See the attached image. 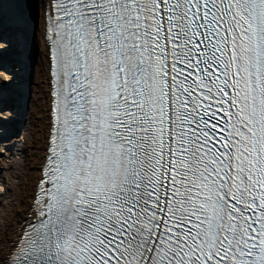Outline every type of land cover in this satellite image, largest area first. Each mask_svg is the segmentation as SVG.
I'll list each match as a JSON object with an SVG mask.
<instances>
[{
	"label": "bare ground",
	"instance_id": "1",
	"mask_svg": "<svg viewBox=\"0 0 264 264\" xmlns=\"http://www.w3.org/2000/svg\"><path fill=\"white\" fill-rule=\"evenodd\" d=\"M1 2L0 8L2 7L4 14L0 22V55L6 52L3 48H7L8 51L18 46L20 50L14 55L16 60L14 58L12 61L20 67V72L21 70L22 73L25 72L19 85L11 90L7 83L12 79L6 72V69L11 67V62L2 61L0 64L2 67H7L0 69V98H11L17 94L14 99L15 106L10 104L11 102H8L9 105L6 103L5 106H8L10 110L14 106L23 118V123L20 122L14 130L20 132L21 127L24 130L21 144L15 145L14 148L21 158L20 164L23 167L21 173L11 171L0 175V180L6 183L11 182L10 188L7 189L8 201L0 208V264H3L15 247L14 244L20 236V227L23 222L28 221L32 213L33 195L48 148L50 87L48 83L49 50L44 41L47 0ZM22 29L26 32L22 33ZM14 52L12 51V54ZM1 101L6 102L5 99ZM10 110H6L8 111L6 115L0 114V122L8 121L10 117L14 118ZM6 128L8 129L9 125L0 124V134L6 135V132H3ZM17 139L5 140L6 146H0V154H3V149L14 145Z\"/></svg>",
	"mask_w": 264,
	"mask_h": 264
},
{
	"label": "rangeland",
	"instance_id": "2",
	"mask_svg": "<svg viewBox=\"0 0 264 264\" xmlns=\"http://www.w3.org/2000/svg\"><path fill=\"white\" fill-rule=\"evenodd\" d=\"M32 6H33V1H32ZM14 50H20V48L18 46H16V47H14ZM13 69L15 71L14 79H13L14 80L13 87H14V85L17 87L19 85V83L22 81L23 76H25V72L22 73V70L20 72L19 66L13 67ZM20 99H21V97H20ZM15 113H16L15 115L13 114L15 116V119L12 121V123H14L13 129H12L14 132V135H12L11 139H13V138H16V139L18 138V139H17V141H15L14 145L9 146L8 149H3V151H4L3 154H0V175L4 174V173L11 172V171H16V172L21 173V171L23 169V167H21V164H20L21 158H20L19 152H16V150L14 149L15 145H17V144L19 145V143L21 144L20 141L23 138L24 130L21 127L22 123H23V118H21V116L17 112V109H15ZM20 122H22V123L20 125V127H21L20 132H18L17 130H14V129H16L19 126ZM10 183H11L10 181H9V183H6V181L0 180V208L3 204H5L8 201L9 193H7V189L10 188V186H11ZM15 192H16V189H15ZM1 222H2V220H1Z\"/></svg>",
	"mask_w": 264,
	"mask_h": 264
}]
</instances>
